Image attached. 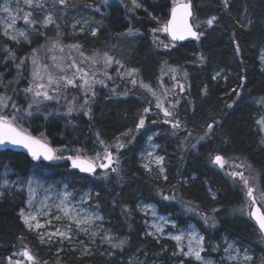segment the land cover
Returning <instances> with one entry per match:
<instances>
[{
    "label": "trees",
    "instance_id": "obj_1",
    "mask_svg": "<svg viewBox=\"0 0 264 264\" xmlns=\"http://www.w3.org/2000/svg\"><path fill=\"white\" fill-rule=\"evenodd\" d=\"M191 1L192 21L203 33L199 40L174 42L162 31L153 32L166 22L173 0H141L140 8H133L128 0H111L104 5L101 0H69L66 10L58 0H51L46 3L49 10L44 6L28 9L38 23L24 24L27 42L10 40L0 28L3 85L11 86L14 80L17 89L27 85L29 65L25 57L34 49H46L53 40L79 45L88 54H107L124 71L114 74L111 64L106 71L113 80H104L95 88L87 104L78 98L74 105L68 100L59 105L53 100L17 120L22 129L62 150L57 151L58 156H74L76 150L86 157L102 156L104 145H108L119 163L113 166L117 172L109 169L88 174L71 168L64 158L34 163L21 152L0 149V170L5 165L15 177L66 182L77 194L88 188L90 203H95L102 215L93 234H69L70 241L44 237L41 242L40 235L22 222L24 192L5 194L0 198L2 264H8L9 256L24 261L15 254L25 248L35 257V264H180L181 260L197 264L173 255L179 253L173 240L147 235L139 202L153 203L158 212L171 216L176 226L194 224L204 237L205 256L223 262L222 237L226 236L251 249L250 264H264V240L247 214L242 181L228 175L243 172L250 184L264 190V131L256 123L264 116V66L258 61L259 50H264V0H228L227 7L224 0ZM66 11L87 14L84 32H70ZM242 12L251 20L248 26L241 27L237 20ZM47 15L54 23L45 27ZM212 17L216 19L209 26L206 21ZM92 28L96 35H92ZM129 28L132 35H127ZM166 43L167 48L163 46ZM132 69L136 72L127 76ZM169 69H175V79ZM216 70L220 73L214 78ZM133 78L136 85L131 83ZM141 84L153 91L168 88L162 103L172 112L171 117L164 116L155 106L154 96ZM20 96L13 99L19 108L26 98ZM70 106L75 111L69 115ZM144 108L150 112L144 113ZM141 116L145 126L137 131ZM166 119L178 121L180 127L173 129L171 123H164ZM209 124L213 125L211 130ZM129 129L133 131L123 135ZM151 133L164 156L163 177L155 169L149 174L139 162L138 152ZM119 143L125 147L117 151ZM216 154L228 162L223 169L211 163ZM120 241H125L122 247L113 246Z\"/></svg>",
    "mask_w": 264,
    "mask_h": 264
},
{
    "label": "snow or ice",
    "instance_id": "obj_2",
    "mask_svg": "<svg viewBox=\"0 0 264 264\" xmlns=\"http://www.w3.org/2000/svg\"><path fill=\"white\" fill-rule=\"evenodd\" d=\"M19 0H17V3ZM23 3L27 5L29 8L36 9V8H43L42 0H23ZM58 3L63 5L67 3V0H58ZM225 7L228 6V0H224ZM132 6L133 8H140L142 7V4L138 2V0H132ZM0 11L7 14V19L0 21V23H3L4 30L3 35L5 37H8L10 40L15 41L17 43L20 42V38H23L24 40H28V35L24 30H15L12 31L15 28L17 19H22L26 25H35L38 23L35 19H33V12L32 11H23V9H16L14 13V9L10 8L7 4H5L2 8H0ZM22 13V14H21ZM171 18L167 20L166 23L163 24L160 28L153 29V32L162 31L164 33H167L173 41H183L188 37H192L196 40H199L200 36L203 35L202 32H197L194 30V27L192 24L189 23V18L192 17V4L191 0H173V6L170 10ZM152 19L156 20L158 19L155 16H152ZM216 17H212L206 21V23L211 26ZM54 23L53 18L51 15H47L43 19V26L47 27V25ZM243 27V25H241ZM133 29L129 28L127 35H132ZM92 35H96V32L93 31ZM30 42V41H29ZM165 48L169 47V45L165 44L163 45ZM73 49L79 50V45H71L70 46ZM36 51L35 49L33 50ZM63 51V49H61ZM237 52H239V46L237 45ZM9 55L14 58V53L9 51ZM81 56H83V53H80ZM63 59V58H61ZM261 61L264 62V55L260 57ZM52 60L54 63L51 65V67L47 63H41L39 59L36 56H33L31 58V62L33 65V71H32V77L33 81L35 82V88L29 87L26 89V92L33 93L34 101L33 103H38L39 101L35 98H43L44 100H52L55 97L53 95L49 94V89H51L53 92H59L62 87L66 88L68 86L80 88L84 87L86 91L92 92L93 95H95V92L93 91V84L100 83L103 84V80H89L86 77L88 76V73L84 71V69L80 68L76 61L73 59L72 62L68 65V68H75L76 71L73 73L72 77H69L67 75H56L52 69H57L60 73L65 72V68L61 63H55L56 57H52ZM113 62V58L110 56H107L105 54L104 58V64L110 66ZM24 63V60H21V64ZM118 63V62H117ZM19 67V65H17ZM172 71H175L173 69ZM136 72L135 69H132L127 73L129 77L133 76V74ZM77 73H79L78 79L80 81H83V84H79L77 82ZM107 75V73H105ZM111 79V77H108ZM215 78V77H214ZM173 79H175V76H173ZM46 81V83L44 82ZM131 83L133 85L137 84V81L133 78L131 80ZM141 87H144L147 91H149L154 97L156 96V93L148 86L141 84ZM181 90H183V86H181ZM10 97L2 96L0 95V109H6L9 107L8 101L10 100ZM85 104H87V100H85ZM157 108L161 109L163 111V114L165 117H171L172 112L165 108L163 103L159 100L157 97V103L155 105ZM12 109L15 111L11 115H4L0 114V145L5 144H11L14 146H19L27 149L28 153L31 155L32 159L35 161H39L41 158L47 161H53L57 159H62L64 157L58 156L56 153L57 151H62L58 149H53L48 146V144L45 141H42L41 139H37L36 137L27 134L22 128L17 126V120L22 119V117H17L16 112H19L20 109L17 107L15 103H12L11 105ZM33 107V104H29L28 108L25 109V112L28 116L32 115V112L30 109ZM81 107H84V105H81ZM75 109L73 107L68 108L67 114H71ZM88 111H85V115H88ZM144 113L150 112V108H144ZM164 123H171L173 129H178L180 127L179 122H172L170 120H165ZM258 125H260V131H264V116H262L259 120L256 122ZM145 126V118L144 116H141L139 119L136 130L143 128ZM213 128L212 124L208 125V129L211 130ZM133 130L129 129L128 133H124L123 135H128ZM43 135V134H41ZM134 138V136L132 137ZM203 139V137L201 138ZM264 142V141H262ZM100 143L104 145V142L101 140ZM111 146L104 145V155L103 157L100 156L99 153L96 154V156L92 159L82 157L79 152L77 151V155L75 157L69 156L67 159L71 160V165L75 169H79L81 172L84 173H95L97 168L101 169H107L111 168L112 172H117V168L113 167V154L111 151L108 150V148ZM117 151L120 148L125 147L124 143H119L117 146ZM153 147H156V145H153ZM195 147V145H193ZM148 157L152 158L149 162H154L156 165L160 166L163 163L164 157L163 156H153L152 152H148ZM97 160H106L107 163L101 162L97 163ZM116 164L119 163L118 160L115 161ZM211 163L218 166L219 168L223 169L228 163L224 157L221 155H215ZM144 167L147 170H151L149 168L148 164H145ZM239 167V166H236ZM159 171L161 173L164 172V168L161 166L159 168ZM231 177L239 178L242 181L243 185V191L245 193L246 197V207H247V214L248 216L255 221V223L259 227V231L261 234H264V211L261 210V207H264V190H258L255 184H250L249 178L245 177L243 172L240 171H232L228 173ZM167 179V177H165ZM8 181H4L3 186H7ZM29 191L31 192L32 189L29 188ZM257 192H259V198L257 197ZM0 195H3V193H0ZM165 200L169 199V197L165 196L163 197ZM215 199V196H213ZM174 199V197H173ZM61 205H58L57 207L60 208V210L63 212L64 216L67 217L69 220L73 221L78 228H80L81 231L87 232L88 230L86 228L81 227L84 224H88L92 221V216H87L81 218L79 216V213H76L75 215H71L70 213L73 212V209H70L67 203L64 201H61ZM260 205V206H258ZM241 212L245 211V208L240 209ZM21 216L23 217L25 225L29 228V230L32 229H41L44 227L39 220L37 219V215H33L31 213L25 215L23 209L21 210ZM156 213L153 211V216H155ZM99 219L100 217H96ZM55 219H61V217H55ZM159 219H163V217H160ZM35 222V223H33ZM47 223H51V221H48ZM205 223H208L207 218H205ZM214 223V222H213ZM156 229V233H162L163 228L159 225H153ZM71 224L67 226V229L65 231H61L57 229L55 232L48 234V240L51 241L53 236H59L62 240L67 239L71 240V236L69 233L71 232ZM147 235H152L155 237V233L149 232ZM41 242H44V233L40 234ZM171 239L175 240L177 242V246L179 247V253H173V255H182L183 257L193 259L197 262V264H211L210 261L206 260L205 257L202 256V253L205 251L204 248V237L199 236L197 234L190 233L188 244H187V250L185 251L184 247H180L181 241L184 239V235H173L170 237ZM21 239H23L21 237ZM125 241H120L119 244L113 245L114 247H122ZM214 251L218 250V248H214ZM233 251H238L234 247L233 244H228V246L224 249V252L227 254L225 257H222V259L227 261L235 260L236 257L232 255ZM15 255H19L23 258H25L27 261L31 262V264H35V257L25 248L23 251L16 253ZM245 261H250L252 259L251 256L245 255L243 258ZM8 264H24V261L21 259L13 260L12 256H9L7 258ZM2 264V262H0ZM180 264H184V261L181 260Z\"/></svg>",
    "mask_w": 264,
    "mask_h": 264
},
{
    "label": "rangeland",
    "instance_id": "obj_3",
    "mask_svg": "<svg viewBox=\"0 0 264 264\" xmlns=\"http://www.w3.org/2000/svg\"><path fill=\"white\" fill-rule=\"evenodd\" d=\"M51 0H42L43 6L46 10H49V8L46 6L47 2ZM69 1V0H67ZM111 0H101L102 5L107 4ZM132 4V0H128ZM139 3H141V0H138ZM5 4H7L10 8L14 9V13L16 14V9H23V11H28L29 7L23 3V0H19L17 3V0H0V8H2ZM50 4V3H49ZM69 7V5L63 4V10H66ZM30 11V10H29ZM22 14V13H21ZM66 18L68 21V28L71 33H82L87 28L88 23V16L85 13H71L66 11ZM7 19V14L0 11V21H3ZM238 22L244 26H248L250 23L249 16L242 12L238 17ZM24 21L22 19H17L15 28L12 31H15L17 29L24 30L26 34L28 35V29L24 26ZM1 32L3 34L4 25L3 23H0ZM91 31H95V28H92ZM28 40H24L23 38H20V42H27ZM168 45V43H166ZM71 45H62L58 40L51 41L50 44L42 47L39 50H36L35 52H32V54L25 57V63H28L29 67L27 71L29 72L27 77V85L17 89V80H14L11 82V86L5 84L3 85L2 78L0 77V95L10 97L11 99L8 101L9 107L6 109H0V114L4 115H11L15 110L12 109L11 105L12 103H15L16 101L13 100L16 99V96L21 95L20 97L25 96L24 104L21 108L17 105V107L20 109L19 112H16L17 117H28V115L25 112V109L28 108V105L31 103L33 104V107L30 109L32 113L37 112L39 107L42 106L45 103H48L50 101H57L58 104H62L65 100H68L72 105L76 104V98H78L79 102L81 104H85V100H87V103L90 101L89 99L93 98L94 95L90 91H86L84 87L75 88V91L70 90L68 86L66 88L62 87L59 92H53L51 89H49V94L53 95L55 98L52 100H44L41 98H35L39 102L33 103L34 97L33 93L26 92L25 90L29 87L35 88V82L33 81L32 77V71H33V65L31 62V58L33 56H36L39 61L43 63H47L50 67L54 63L52 60V57H56L55 63H61L64 68L65 72L60 73L57 69H52L53 72L56 75H67L69 77H72L73 73L76 71L75 68H68V65L72 62L74 59L77 63V65L84 69L85 72L88 73L87 79L91 80H107L111 81L113 80V77L110 73H108L106 70L110 69V67L113 68V72L121 74L124 73L122 65L118 62H113L112 66H108L104 64V58L105 56L99 55L97 53L94 54H88L83 51H81L80 47L77 51L76 49L71 48ZM63 49V51H61ZM83 53V56L80 55V53ZM264 55V50L260 49L258 52V61L261 67L264 66V62L261 61L260 57ZM63 58V59H61ZM22 60V59H21ZM20 60V63H21ZM173 69H169V73L171 76H175V78L178 76ZM129 72V70H128ZM127 72V73H128ZM107 73V75H105ZM220 71L216 70L212 73L213 77H217L219 75ZM128 76V75H127ZM79 73H77V82L79 84H83V81H80L78 79ZM108 77H111L109 79ZM46 83V81H44ZM101 84L95 83L93 84V91L95 88H98ZM72 88V87H71ZM156 93V96L154 97L157 101V97L161 102L167 98L168 94V88H163L161 90L154 91ZM16 104V103H15ZM74 108V107H73ZM67 110V109H65ZM154 133L149 134L146 137V140L144 142L143 147L138 152V158L140 165L144 168L145 171H147L149 174L152 173L153 169L157 171V173L160 176L165 175V166H164V160L162 165L158 166L154 162H149L152 158L148 157V152H152L153 156H163V154L160 152L158 148V143L155 140ZM153 145H156V147H153ZM104 155V152H103ZM102 155V157H103ZM164 157V156H163ZM94 158V157H91ZM97 162H102L101 160H97ZM148 164L150 171L147 170L144 165ZM164 168V172L161 173L159 171L160 167ZM7 180L8 184L7 186L4 185V181ZM29 188L32 189V191H29ZM23 191L25 194V207L23 208V211L25 215L31 213L33 215H37V219L39 222L44 225L41 229H32L33 232H36L38 235L41 233H44V237H48V234L55 232L57 229L61 231H65L67 229V226L71 224V232L69 234H79V233H94L96 224L102 219V215L95 203H90V190L84 189L80 193H75L74 190L69 188L66 182H60V181H45L43 179H40L35 176H28L25 178L21 177H14L13 172L5 165L0 170V193H3V195H0V198L3 197L5 194H12L15 192H21ZM209 191L212 193V190L209 189ZM257 197L259 198V193H257ZM61 201H64L67 203L70 209H73L74 211L71 212V215H75L76 213H79V216L81 218L92 216L93 219L90 223L84 224L81 227L86 228L88 231H81L80 228L76 226V224L69 220L67 217L64 216L63 212L60 210L58 205L61 207ZM137 208L141 212V214L144 215V225H145V231L146 233L152 232L155 233L156 239H162V238H168L173 235H184L183 241L180 243V247H184L185 251L187 250V244L189 239L190 233H195L199 236H202V234L199 232V230L196 228V226L192 223L187 224L186 227H179L176 226L174 220L171 218V216L167 214H162L158 212L157 207L153 203L148 202H139L137 203ZM264 208V207H262ZM22 210V209H21ZM153 211H155L156 215L153 216ZM21 213V211H20ZM21 216V214H20ZM55 217H61V219H55ZM96 217H100L97 219ZM160 217H163V219H159ZM22 222L24 223L23 217L21 216ZM48 221H51V223H47ZM35 223V222H33ZM25 225V223H24ZM153 225H159L163 228L162 233H156L155 227ZM26 226V225H25ZM27 227V226H26ZM28 228V227H27ZM29 229V228H28ZM152 236V235H151ZM54 237V236H53ZM59 237V236H58ZM173 240V239H171ZM176 242L175 240H173ZM177 243V242H176ZM228 244H233L238 251H233L232 255L236 257L235 260L227 261L223 259V262H219L214 260L211 257L205 256L202 253V256L205 257L206 260L210 261L211 264H250V262L253 259V253L251 249L248 246L239 245L236 243L235 240L230 239L226 236L222 237V245H223V255L222 257H225L227 254L224 252V249L228 246ZM245 255L251 256L252 259L250 261H245L243 258ZM31 264V262H27L24 260V264Z\"/></svg>",
    "mask_w": 264,
    "mask_h": 264
},
{
    "label": "water",
    "instance_id": "obj_4",
    "mask_svg": "<svg viewBox=\"0 0 264 264\" xmlns=\"http://www.w3.org/2000/svg\"><path fill=\"white\" fill-rule=\"evenodd\" d=\"M191 4H192V12H194V11H193V3H192V1H191ZM172 6H173V4L171 5L170 10H171ZM170 10H169V14H168L167 20H169V19L171 18ZM192 17H193V15H192ZM192 17L189 18V23L193 25L194 30H196L197 32H199V31L196 29V27H195V25L193 24V22H192ZM167 20H166V22H167ZM166 22H165V23H166ZM166 35H167V37H168L170 40H172L171 37H170L167 33H166ZM191 40H194V38H192V37H188V38H186V39L183 40V41H174V42H184V41H191ZM172 41H173V40H172ZM25 132H26V131H25ZM26 133H27V134H30V135H32V136H34V137H36L37 139H41V138H39L38 136H36V135H34V134H31V133H28V132H26ZM41 140L44 141L43 139H41ZM45 142H46V141H45ZM46 143H47V142H46ZM47 144H48L49 147L53 148L49 143H47ZM0 149H2V150H5V149H8V150H15V151H17V152H21V153H23V154L29 156V157L32 159V157H31V155L28 153L27 149H25V148H23V147L14 146V145H11V144H5V145H0ZM53 149H54V148H53ZM216 155H220V154H216ZM67 157H69V156H67ZM67 157H65L64 159L69 163V166L72 167V165H71V160L67 159ZM72 157H75V156H72ZM82 157H85V156H82ZM86 158H87V157H86ZM32 160H33V159H32ZM113 160H114V163H115V159H114V157H113ZM33 161H35V160H33ZM42 161H47V160H44L43 158H41L39 161H35V162H42ZM103 162H104V163H107L106 160H104ZM114 163H113V165H114ZM113 165H112V166H113ZM72 168H73V167H72ZM74 169H75V168H74ZM107 169H111V168H107ZM107 169L97 168L96 171H97V170H107ZM76 170L80 171L79 169H76ZM96 171H95V172H96ZM80 172H81V171H80ZM258 206H260V205H258ZM261 210L263 211L262 208H261ZM252 221L255 223V221H254L253 219H252ZM255 225H256V227H257V229H258V231H259V227H258V225H257L256 223H255ZM259 232H260V231H259ZM261 235H262L263 240H264V234H261Z\"/></svg>",
    "mask_w": 264,
    "mask_h": 264
}]
</instances>
